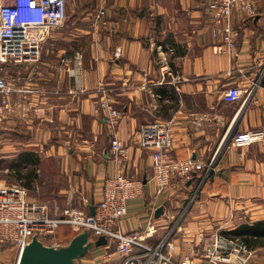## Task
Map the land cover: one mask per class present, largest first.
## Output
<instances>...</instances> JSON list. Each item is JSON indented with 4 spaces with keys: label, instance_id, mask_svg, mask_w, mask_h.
<instances>
[{
    "label": "crops",
    "instance_id": "0c3cea01",
    "mask_svg": "<svg viewBox=\"0 0 264 264\" xmlns=\"http://www.w3.org/2000/svg\"><path fill=\"white\" fill-rule=\"evenodd\" d=\"M214 1L66 0L65 24L42 46L40 61L4 67L6 78H17V89L32 92L11 96L0 152L16 159L22 169L17 181L43 197L38 203L48 213L67 206L91 213L107 178L141 180L143 195L128 201L119 230L152 227L141 240L151 247L171 234L176 261L200 236L210 249L219 233L264 221V141L222 144L233 132L264 129V0H253V19L234 11L241 37L232 59L212 50ZM230 86L245 91L231 105L221 97ZM102 89L122 111L117 132L127 154L119 166L97 108ZM153 121L170 123L173 157L216 160L210 178L157 198L154 212L167 203L161 217L151 214L149 153L137 145L139 128ZM58 233L60 243L74 235L65 227ZM251 250L253 263L264 264V248ZM104 254L103 247L94 248L80 264L100 263ZM195 256V264H211L205 253ZM17 260L15 250L0 252V264Z\"/></svg>",
    "mask_w": 264,
    "mask_h": 264
},
{
    "label": "built area",
    "instance_id": "2783aa9c",
    "mask_svg": "<svg viewBox=\"0 0 264 264\" xmlns=\"http://www.w3.org/2000/svg\"><path fill=\"white\" fill-rule=\"evenodd\" d=\"M210 18L211 34L217 40L212 50L216 54L235 58L240 30L233 25L234 11L248 19L255 18L256 7L253 0H215ZM66 0H0V127L5 115L10 111V98L15 93L32 92L31 89H17L15 80L8 79L2 70L8 65L35 64L40 61L42 46L51 34L62 27L67 18ZM64 63V61H62ZM74 77V73L70 74ZM238 86H230L222 93L225 104L231 105L241 100L243 93ZM97 108L109 132L111 160L117 166L126 158L127 147L118 137V123L122 111L117 109L100 91ZM264 141V129L247 133L233 132L224 139L223 145L230 148L248 147ZM137 145L149 153L151 162L150 183L155 187V198L151 202V214L157 198L163 193H176L186 188L195 173H202L201 181L214 171L215 156L209 162H199L191 157H173V137L170 123L159 121L141 126L137 134ZM144 183L124 174H116L103 183L101 200L94 205V214L70 206L51 215L46 206L31 202L25 188L19 184L0 185V252L15 250L18 257L33 235H37L42 245H57L55 238L61 227L75 234L82 229L89 231V239L106 237L103 264H195L197 253L206 254L211 264H254L253 251L241 241L226 239L221 233L213 239L210 249L204 246L200 236L194 247H189L181 261L174 259L175 242L171 234L156 246L142 242L143 234H150L152 227L144 232L122 234L119 222L127 214V203L143 195ZM193 199V197H192ZM154 206V207H153ZM113 255L119 262L112 261Z\"/></svg>",
    "mask_w": 264,
    "mask_h": 264
},
{
    "label": "water",
    "instance_id": "95a60500",
    "mask_svg": "<svg viewBox=\"0 0 264 264\" xmlns=\"http://www.w3.org/2000/svg\"><path fill=\"white\" fill-rule=\"evenodd\" d=\"M186 186L194 182V174ZM163 203L155 209L154 217L165 216V207ZM90 214H94V207L90 208ZM106 237L100 236L95 240L89 239V231L82 229L68 241L58 243L55 246L42 245L33 235L30 242L24 247L18 257L17 264H79L81 258L87 256L94 248L105 247Z\"/></svg>",
    "mask_w": 264,
    "mask_h": 264
},
{
    "label": "trees",
    "instance_id": "16d2710c",
    "mask_svg": "<svg viewBox=\"0 0 264 264\" xmlns=\"http://www.w3.org/2000/svg\"><path fill=\"white\" fill-rule=\"evenodd\" d=\"M20 156L19 159H21ZM211 174L208 175L207 178H210ZM194 180L202 179V173H195ZM206 178V179H207ZM222 235L229 240L241 241L248 249H255V248H264V221H257L250 225L248 224H241L235 229L223 232ZM75 236V233L70 238L63 240L62 242L68 241Z\"/></svg>",
    "mask_w": 264,
    "mask_h": 264
},
{
    "label": "rangeland",
    "instance_id": "374dc122",
    "mask_svg": "<svg viewBox=\"0 0 264 264\" xmlns=\"http://www.w3.org/2000/svg\"><path fill=\"white\" fill-rule=\"evenodd\" d=\"M3 156H6V155H4V153L0 152V185L4 184V183L8 184V185H12L14 183H19V184H21L23 186V183H20V182L17 181L18 178L16 176L20 172V170H22V169L15 162L16 159H14V158H6L5 159V158H2ZM44 166H48V165H46V163H45ZM6 168L9 170L8 173H5V172L2 171V170H5ZM25 190L27 192V198L29 200H32L33 202L36 201L35 203H38V200L40 198H43V197L37 196L32 190H28L27 191L26 188H25ZM38 204H40V203H38ZM58 235H59V233L57 234V236L55 238V241H56L57 244L60 243L59 241L61 240V239H59L60 237H58ZM263 253H264V251H263ZM89 254L87 256H90ZM101 262L99 263L98 261H95L93 264H101ZM80 263H81V261H80ZM85 263L87 264V261H85ZM88 264H90V263L88 262ZM102 264H103V262H102Z\"/></svg>",
    "mask_w": 264,
    "mask_h": 264
}]
</instances>
